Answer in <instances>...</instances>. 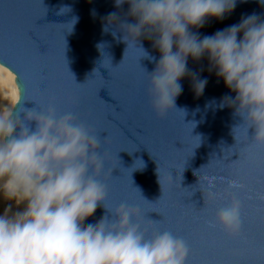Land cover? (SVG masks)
<instances>
[{
	"label": "water",
	"instance_id": "obj_1",
	"mask_svg": "<svg viewBox=\"0 0 264 264\" xmlns=\"http://www.w3.org/2000/svg\"><path fill=\"white\" fill-rule=\"evenodd\" d=\"M62 7L70 10L61 12ZM127 9L125 4L117 10L113 0H0V66L15 76L17 109L51 106L57 116L72 113L95 135L107 131L96 135L105 157L99 177L106 187L105 207H137L145 223L160 222L151 228L182 238L187 264H264V149L249 147L252 129L248 139L232 110L218 106L228 91L204 61H188L191 71L204 69L203 94L194 97L185 78L176 110L155 114L146 73L158 51L141 40L154 58L150 62L138 46L126 47L120 32L114 37V28L104 31L109 13L118 11L124 19ZM251 13L264 19L256 0L237 3L229 17L209 22L199 34L211 35ZM205 178L215 179L217 192L227 189L228 181L243 186L228 190L241 201L238 237L209 227L227 197L210 199ZM102 215L107 213L101 205L86 223Z\"/></svg>",
	"mask_w": 264,
	"mask_h": 264
},
{
	"label": "clouds",
	"instance_id": "obj_2",
	"mask_svg": "<svg viewBox=\"0 0 264 264\" xmlns=\"http://www.w3.org/2000/svg\"><path fill=\"white\" fill-rule=\"evenodd\" d=\"M247 2L113 0L117 10L125 4L128 9L124 19L118 11L109 13L104 31L114 28V37L120 32L126 47L138 46L150 62L154 58L141 40H149L158 51L159 59L146 73L157 116L176 110L175 101L183 90L180 81L185 78L194 97L203 94L207 78H201L200 71L204 69L193 72L188 61H204L209 75L228 91L218 106L232 110L245 125L248 139L252 129L249 147L264 149V19L256 13L242 15L237 23L211 35L199 34L209 22L229 17L237 3ZM256 2L264 8V0ZM65 9L70 10L60 11ZM20 102L16 85L0 90V201L4 202L0 264H187L185 241L170 231L151 228L156 223H145L139 208L105 207L106 187L99 179L105 157L95 134L70 112L57 116L51 106L18 110ZM205 179L210 199L227 197L209 227L238 237L241 201L228 190L243 186L228 181L227 189L217 192L215 179ZM101 205L107 215L86 223Z\"/></svg>",
	"mask_w": 264,
	"mask_h": 264
},
{
	"label": "bare ground",
	"instance_id": "obj_3",
	"mask_svg": "<svg viewBox=\"0 0 264 264\" xmlns=\"http://www.w3.org/2000/svg\"><path fill=\"white\" fill-rule=\"evenodd\" d=\"M4 70H0V90L10 89L15 85V76L6 68L2 67ZM4 202L0 201V212L3 211Z\"/></svg>",
	"mask_w": 264,
	"mask_h": 264
},
{
	"label": "snow or ice",
	"instance_id": "obj_4",
	"mask_svg": "<svg viewBox=\"0 0 264 264\" xmlns=\"http://www.w3.org/2000/svg\"><path fill=\"white\" fill-rule=\"evenodd\" d=\"M100 132H107V131H98L97 134H96L98 137H99V133H100ZM236 161H237V160H236ZM155 223L158 224V223H160V222H155Z\"/></svg>",
	"mask_w": 264,
	"mask_h": 264
}]
</instances>
